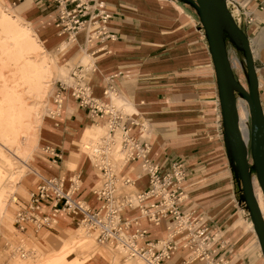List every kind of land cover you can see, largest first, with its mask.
<instances>
[{"label": "crops", "instance_id": "1", "mask_svg": "<svg viewBox=\"0 0 264 264\" xmlns=\"http://www.w3.org/2000/svg\"><path fill=\"white\" fill-rule=\"evenodd\" d=\"M90 1L96 8L102 4L111 14L107 29L112 38L89 43L88 32L83 30L72 41L69 32L58 25L52 3L5 0L28 21L58 64L70 71L69 75L83 68L92 54L95 69L88 79L94 95L105 98L104 90L110 84L118 89L135 121L133 133L139 135L138 124L146 123L150 158L161 166L162 172L168 171L174 162L184 164L186 196L181 209L184 213L195 211V215L203 217L204 225L215 235L212 241L215 257L224 258L226 264H264L253 222L240 201L225 141L215 66L197 11L192 13L190 5L179 0ZM237 1L246 4V0ZM246 8L254 20L249 22L244 16L240 26L251 41L264 109V0H251ZM99 25H92V29ZM50 121L59 125H52L54 130L49 132L48 122L42 145L56 148L64 157L56 164L44 152L48 158L38 162L43 176L38 175L34 186L43 177L80 172L69 169L67 173V159L79 157L85 130L97 121L104 122L93 119L70 96L61 117ZM82 161L85 162L84 157ZM126 173L133 178L136 190L148 187V177L142 174L138 163L132 164ZM95 181L94 178L83 183L80 191L92 206L99 205L92 193ZM126 214L135 217L139 211L127 210ZM61 219L57 230L61 228L69 235L73 232V219L67 222ZM141 224L149 229V240L167 236L165 223L155 225L142 218ZM54 232L43 229L33 238L40 240ZM104 254L107 255L95 245L90 251L92 263L87 260V264H100ZM189 255L188 249L180 247L166 264H183Z\"/></svg>", "mask_w": 264, "mask_h": 264}, {"label": "built area", "instance_id": "2", "mask_svg": "<svg viewBox=\"0 0 264 264\" xmlns=\"http://www.w3.org/2000/svg\"><path fill=\"white\" fill-rule=\"evenodd\" d=\"M45 1L54 5L58 25L69 32L72 41H76L83 30L88 32L89 43L113 37L107 29L111 14L102 4L96 8L90 0ZM250 1L242 5L237 0H227L239 25L244 16L249 22L254 20L246 8ZM96 24H100L99 27L92 29ZM91 55L83 68L72 71L68 78L56 83L48 112L52 119H59L70 96L93 119L103 120L107 125L106 137L90 144L89 148L92 166L101 176L100 186L92 191L99 205L92 206L80 195L81 172L43 177L29 190L16 214L14 225L21 238L19 245L11 246L12 252L23 259L35 258L33 235L43 229L57 231L61 216L67 215L92 232L99 244L112 247L127 259L139 260L142 264H166L173 251L180 247L190 251L183 264H191V261H195L194 264H226L224 258L215 257L216 249L212 245L215 235L204 225L203 217L195 215V211L184 213L181 209L186 196L184 164L174 162L168 171L162 172L161 166L150 158L146 123L138 124L139 135L133 133L135 121L127 111L128 103L118 104L121 95L114 85L104 90L105 98L94 95L88 79V74L95 69ZM43 150L56 164L64 157L54 147L45 146ZM134 163H138L142 174L148 177L145 190L134 187L127 190L134 185V180L126 170ZM127 210H138L139 215L129 217ZM142 218L155 225L165 223L167 236L149 240L150 231L141 224Z\"/></svg>", "mask_w": 264, "mask_h": 264}, {"label": "rangeland", "instance_id": "3", "mask_svg": "<svg viewBox=\"0 0 264 264\" xmlns=\"http://www.w3.org/2000/svg\"><path fill=\"white\" fill-rule=\"evenodd\" d=\"M189 7L192 13L197 11L192 5ZM0 8L4 11L2 13L0 10V264H87V260L92 263L93 256L90 251L95 245L107 254H104L100 264H140L137 260L126 261L127 258L112 247L99 244L94 236L90 239L86 230L75 222L72 225L73 232L69 235H65L63 230L58 228L49 236L47 234L40 240H35V258L23 259L12 252L11 246L19 245L21 238L14 225L16 214L22 202L26 200L29 190L38 181V175L43 176L38 169V162L48 158L44 155L42 145L44 135H47L48 122L49 132L54 130L52 125L57 126L50 121L48 112L52 95L56 83L70 71L67 72L64 66L58 64L33 27L11 5L5 0H0ZM27 25H30L37 35L35 41L40 51L33 45L21 44L16 38V30L25 33L24 28ZM227 44L235 76L249 89L244 56L234 44ZM240 99L241 128L250 148L251 115L247 102ZM102 132L96 124L89 126L82 135L79 157L67 159L66 162L67 173L69 169L80 170L85 177L84 184L95 178L92 191L100 186V176L93 169L85 147L90 141L98 139ZM32 133H36V142L27 161H23L19 152L25 148L19 150L17 147L19 144H29L25 140L29 139ZM26 147L29 148L30 144ZM83 157L85 162L82 161ZM249 160L254 164L251 154ZM253 174L255 189L264 213V196L256 172ZM4 204L6 211L3 214L1 207ZM67 221V218L61 220Z\"/></svg>", "mask_w": 264, "mask_h": 264}, {"label": "water", "instance_id": "4", "mask_svg": "<svg viewBox=\"0 0 264 264\" xmlns=\"http://www.w3.org/2000/svg\"><path fill=\"white\" fill-rule=\"evenodd\" d=\"M179 1L195 7L204 27L219 84L225 141L232 158L233 168L237 167L239 171L235 173V178L239 186L240 201L244 203L254 223L264 255V215L255 193L253 174L255 171L264 193V109L251 41L245 30L235 20L227 0ZM226 36L243 53L249 89L235 76ZM239 97L244 98L250 108V148L240 128ZM250 154L254 164H251L249 160Z\"/></svg>", "mask_w": 264, "mask_h": 264}, {"label": "bare ground", "instance_id": "5", "mask_svg": "<svg viewBox=\"0 0 264 264\" xmlns=\"http://www.w3.org/2000/svg\"><path fill=\"white\" fill-rule=\"evenodd\" d=\"M0 10H1V8H0ZM1 12L2 13H4V11H2L1 10ZM6 16V15H5ZM25 33H21V32H19L18 30H16V38L21 42V44H23V45H27V46H34L35 47V49L37 50V51H40V48L37 46V44H36V39H37V35L33 32V30H32V28L30 27V25H27V26H25ZM209 44V43H208ZM252 47V46H251ZM24 51V50H23ZM212 58H213V56H212ZM89 61V60H88ZM87 61V62H88ZM214 62V61H213ZM216 71V70H215ZM216 76H217V74H216ZM69 77V74L67 75V76H65L63 79H66V78H68ZM62 79V80H63ZM4 82V81H3ZM217 82H218V79H217ZM218 88H219V84H218ZM9 95V94H8ZM219 95H220V90H219ZM13 96V95H12ZM6 98V97H5ZM8 98V97H7ZM241 98V99H240ZM239 99L242 101V100H245L244 98H242V97H240ZM14 99V98H13ZM12 99V100H13ZM71 99H73L72 97H71ZM5 100V99H4ZM246 101V100H245ZM220 102H221V100H220ZM247 102V101H246ZM123 103V101L122 100H120L119 102H118V104L119 105H123L122 104ZM247 104H248V102H247ZM248 106H249V104H248ZM222 109V108H221ZM238 109H239V100H238ZM249 111H250V108H249ZM222 114H223V111H222ZM239 115H240V128H241V112L239 111ZM251 115V114H250ZM36 118H38V117H36ZM96 125L99 127V128H101L102 129V135L100 136V137H98V139H96V140H92V141H90V143H88L87 144V146L85 147L86 149H87V152H88V155L90 156V150H89V148H90V144H91V146L93 145V144H95L96 142H98L102 137H106V135L108 134V127H107V125L104 123V122H98V123H96ZM223 125H224V115H223ZM241 131H242V134H243V137H244V139H245V135H244V133H243V130H242V128H241ZM225 132V131H224ZM8 138V137H7ZM9 140V139H8ZM250 140H251V129H250ZM25 141H28L29 142V144H30V147L28 148V147H26L27 145H29V144H19V147H17V148H19V150L22 148L23 149V147L25 148V150H23V151H21V152H19V154H20V158H22V160L24 161H27V159H28V157H29V153L31 152V149L33 148V146H34V144H35V142H36V133H32L31 135H30V138L28 139H26ZM245 141H246V139H245ZM246 143L249 145V143L246 141ZM18 145V144H17ZM91 158V157H90ZM254 162V161H253ZM236 168V169H235ZM234 169V172L235 173H239V171H237L238 169H237V167H234L233 168ZM97 172V171H96ZM98 173V172H97ZM81 175H82V173H81ZM98 175L100 176V174L98 173ZM84 175H82V179H83V183H84V180H85V177H83ZM100 179H101V176H100ZM18 183V182H17ZM260 184V183H259ZM16 185V184H15ZM83 187V186H82ZM134 186H131L130 188H127V190H129V191H131L132 189L131 188H133ZM260 187H261V185H260ZM254 188H255V183H254ZM261 190H262V188H261ZM12 192V191H11ZM255 193H256V196H257V199H258V201H259V197H258V195H257V192H256V189H255ZM262 193H263V190H262ZM263 196H264V193H263ZM14 198V197H13ZM15 199V198H14ZM259 204H260V207H261V203H260V201H259ZM261 210H262V213H263V209H262V207H261ZM5 211H6V204H4L2 207H1V212L4 214L5 213ZM132 213L130 212V215H131ZM263 215H264V213H263ZM70 216H63L62 217V219L63 218H67V219H71V217L69 218ZM61 219V220H62ZM253 222V221H252ZM253 225H254V223H253ZM81 226V225H80ZM82 228H84L83 226H81ZM85 229V228H84ZM254 229H255V227H254ZM86 230V229H85ZM86 232H87V234H89V235H87L90 239H93V238H91V236H94V234L92 233V232H90V231H88V230H86ZM256 232V231H255ZM94 238H95V236H94ZM96 240V239H95ZM260 243V242H259ZM261 246V245H260ZM68 248V247H67ZM85 250V249H84ZM261 250H262V248H261ZM263 253V252H262ZM264 256V255H263ZM64 259V258H63ZM130 259H127L126 261H129ZM58 261V260H57ZM61 261V260H60ZM73 262V261H72ZM195 261H191V264H193ZM71 263V262H70ZM137 263H140V264H142V262L141 261H137Z\"/></svg>", "mask_w": 264, "mask_h": 264}, {"label": "trees", "instance_id": "6", "mask_svg": "<svg viewBox=\"0 0 264 264\" xmlns=\"http://www.w3.org/2000/svg\"><path fill=\"white\" fill-rule=\"evenodd\" d=\"M226 39H227V43H230V40H229L228 36H226ZM239 52L243 55V53L241 51H239Z\"/></svg>", "mask_w": 264, "mask_h": 264}]
</instances>
